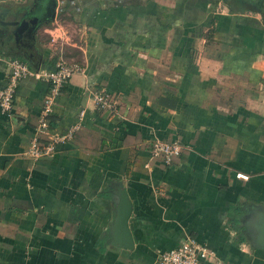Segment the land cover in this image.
Listing matches in <instances>:
<instances>
[{
	"label": "crops",
	"instance_id": "0c3cea01",
	"mask_svg": "<svg viewBox=\"0 0 264 264\" xmlns=\"http://www.w3.org/2000/svg\"><path fill=\"white\" fill-rule=\"evenodd\" d=\"M42 4L0 9L32 18ZM30 27L14 36L0 23V90L10 59L77 62L49 116L53 133L79 127L35 160L24 151L48 139L37 132L48 84L20 79L0 109V264H158L188 236L226 264H264V0H57L54 19ZM101 89L116 111L95 105ZM154 139L182 152L166 164ZM120 181L132 249L111 243Z\"/></svg>",
	"mask_w": 264,
	"mask_h": 264
},
{
	"label": "built area",
	"instance_id": "2783aa9c",
	"mask_svg": "<svg viewBox=\"0 0 264 264\" xmlns=\"http://www.w3.org/2000/svg\"><path fill=\"white\" fill-rule=\"evenodd\" d=\"M52 36V40H56ZM8 79L5 86L0 90V109L8 112L12 108L16 88L20 79L31 76L45 81L48 92L43 100L42 109L37 123V132L48 134V139L43 141L37 134L32 138L30 145L24 151V155L32 159L51 156L59 143L70 139L78 129L79 124L71 126L65 133H53L50 130L47 117L62 88L76 73L83 72V67L77 62H70L60 57L51 68L33 69L25 61L13 58L8 60ZM95 105L110 112L116 111V104L104 90H93L91 92ZM183 149L179 141H167L154 139L150 144V154L160 158L164 163H171L172 159L178 156ZM240 176V174H237ZM158 264H226L222 261L216 251L197 240L188 236L177 246L158 252Z\"/></svg>",
	"mask_w": 264,
	"mask_h": 264
},
{
	"label": "water",
	"instance_id": "95a60500",
	"mask_svg": "<svg viewBox=\"0 0 264 264\" xmlns=\"http://www.w3.org/2000/svg\"><path fill=\"white\" fill-rule=\"evenodd\" d=\"M40 7L38 15H34L32 18L25 16L18 10L12 16H19L20 18L18 17V19L14 20H4L2 13H5L6 15L7 9H3V11L0 9V23L16 26L15 29L9 30L8 33L9 35L13 34L16 36L17 32L21 33L23 30L29 28L30 24H32L30 28L33 29L38 21H40L39 14H41V12L46 15L45 20L49 21L54 19L57 0H44V4ZM115 194L117 198L114 208V217L110 223V232L112 234L111 243L118 247L132 249L134 242L128 226L129 217L132 211V203L121 181L118 183ZM257 208L260 211L257 213L259 216V223L257 225L258 233L255 241L258 246L264 247V205Z\"/></svg>",
	"mask_w": 264,
	"mask_h": 264
},
{
	"label": "flooded vegetation",
	"instance_id": "af4514ba",
	"mask_svg": "<svg viewBox=\"0 0 264 264\" xmlns=\"http://www.w3.org/2000/svg\"><path fill=\"white\" fill-rule=\"evenodd\" d=\"M45 14H42L41 17L39 18L40 20L44 19L45 18Z\"/></svg>",
	"mask_w": 264,
	"mask_h": 264
},
{
	"label": "trees",
	"instance_id": "16d2710c",
	"mask_svg": "<svg viewBox=\"0 0 264 264\" xmlns=\"http://www.w3.org/2000/svg\"><path fill=\"white\" fill-rule=\"evenodd\" d=\"M47 119H48V122H49V126H51L50 116H48Z\"/></svg>",
	"mask_w": 264,
	"mask_h": 264
}]
</instances>
